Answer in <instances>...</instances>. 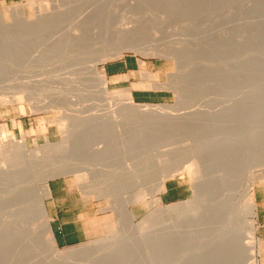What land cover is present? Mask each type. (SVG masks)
Here are the masks:
<instances>
[{"label":"rangeland","instance_id":"rangeland-1","mask_svg":"<svg viewBox=\"0 0 264 264\" xmlns=\"http://www.w3.org/2000/svg\"><path fill=\"white\" fill-rule=\"evenodd\" d=\"M33 1L37 3V4H35L36 8L40 7L42 10V7L44 5L45 7L46 6L48 7V10H50V12L52 11V9L54 11L57 9L63 11V9H64V11H65L69 7V9L71 8L70 12L68 10L65 13L68 12V13H71V15L67 13L65 15L67 17V18H65V20H63L64 18H61L58 20L59 23H58V21L57 22L55 21L56 23L52 22L53 25H51L52 24L51 22H50V24H49V22H45V23H48V24L44 23L45 26L40 25V23H38V22L36 23V19L38 17L37 16L38 13H36L37 12L36 8H34L35 6H31V4H30ZM70 1L71 0H0V12H1L2 17H3V21H4L3 24H5L6 27H7V25L11 26L9 28V31H11V34L13 36L20 32V31H16V30H19L20 29L19 27L23 24L21 22L19 23L18 19L15 20L14 17H17V15L15 14L16 12H14L15 11L14 7H17L19 5L23 6V8L25 10L26 18L28 19L27 20L28 22L26 21V23L27 24L29 23L28 26L32 25V27L31 26L26 27L27 24L25 23L24 24L25 27L23 26L24 29L22 27V32L26 31V33H27V34L25 33L27 37H24V39L26 38L24 41H25L26 45L28 44L27 45L28 47L25 46L26 50H24V56L19 63L17 62L19 65L14 63V62H9L7 64L4 72L7 69H8V71L5 72V75H7V73L9 71H11L12 73L9 72L7 76H9L10 79H12V77L15 76V79L13 77L14 80H17L16 79L17 77H18V79H20L21 77L22 78L23 77L28 78L30 76L29 78H31L33 80H31V79L27 80V78H26V80H24L23 82H26V81L27 82L28 81H42L43 80L45 82L46 87L47 88L49 87L48 89H45L36 95L32 94L31 97L33 99V101H32L33 103L31 102V100H30L31 103L29 101L26 102L25 99H22L25 97L21 94L20 95L22 97L21 96L19 97L17 94H14L15 91L13 92L11 90L12 87H0V95H1L0 96V98H1L0 99V128H2V127L6 128V133H5L4 137H9L10 135H13L18 140L24 138L26 140V142L28 144V148L30 150L35 149L36 143H37V145H39L41 147L45 146L48 143L50 145L51 144H61V143H63L65 137H68L70 135L71 136L70 144H68L69 150L66 151L67 153L65 152L66 154L64 153L65 155H63V154L62 155L68 156V157L70 156V158L72 160L75 157V154H74L75 147L80 146V148H81V146H82L81 152H82V156L84 158H82V161H80L81 163H79V164L81 165L82 163H85L88 160L86 162L88 166L85 163L86 166L82 167V165H81V168L82 169H86V168L88 169L89 168L87 172H89V174L90 173L91 174L89 175L86 172L87 176L88 177L90 176L88 178V180L93 177L92 179H94V180L96 179V181L93 180L94 182L93 181L90 182V180H91L90 179L89 182L87 181V182H84V183L78 185L75 176L71 173L70 174L68 173V174L59 175V176L57 175L58 177L55 176L52 179H49L47 181V185L49 184V182L51 180H54V179L66 180L70 185H72L74 187V191L76 193L75 194L76 196L81 195L82 197H84L86 199V201L88 203V209H89V211L87 213L89 218L86 221V224L88 227V239L83 243H80V244L74 245V246H70V247L69 246L68 247H59L55 243L54 246L56 247L55 249L57 252L53 251L51 249V247L49 246V244L47 243V239L49 236L48 235L47 236L42 235L43 232L41 230H40L41 233L39 232L41 234L40 235L37 233L39 229L35 232V230H33L35 228H31V226L33 225L34 222H35V224H37L39 222V220L34 221V219L37 218V216L34 213L37 214V212H38L37 210L36 211L34 210V213L32 215L30 214L29 218L27 217L28 219L26 218V220L24 222L22 221V223H20V225H21V226L19 225L20 229H21L20 234L18 236L13 237V238H9L10 240L12 239V240L16 241V240H18V237H19L20 238L19 240H23L25 245L22 248L24 250H26L27 252H29L30 255L28 254V256H27V254H25L24 250H23L24 251L23 254L18 253V251L21 249V247H20V249H16L17 251L15 249H13L14 252L11 250V248L15 247V245H20V246H21V244L23 245V241L22 242L18 241V243H21V244H14L13 246H11L10 254H9L8 258H6L5 261L1 260L2 258L0 255V264H65V262L61 263V260H59V259H61V258H59V256H60L59 254L62 255V254H66L68 252H70V253L75 252L74 254L76 257L74 258V260L70 261L71 264H91V261H94V260L95 261L98 260V261H96V264L97 263L100 264L102 262V260H103L104 264L105 263L106 264H192V263H196V261L195 262L191 261V258L194 256V255L193 256H191V255L194 254V252H195V254L198 251L200 252L201 249H199V248H201L202 244L209 239L207 234L210 231L209 230L210 227L212 228V225L214 226L215 220L213 221L214 223L211 222V224L213 223L212 225L210 224V221L199 220V219H197V220L196 219L184 220V221L180 222L181 224L178 225V224H176L173 217L177 216L178 213H179L178 215H180L186 211L185 210L186 208H184V207H181V208L177 207L178 209H176V208H174V206L176 204H179V203H186V202L194 200V197H195L194 196L195 195V191H194L195 187L194 186L198 183L201 184L202 180H199L197 182L195 181V183H196L195 184L194 180L191 179V177L186 172H183V170H181V169H180V171H179V169H176V172H177V170L179 172L172 173V176L168 177L165 180V184H174L176 186H179L180 197H179V199H177L178 201L168 202V201L163 200L162 193L164 191L161 192L160 194H158L157 198H159L161 200L159 206L164 210V214H165L164 218L165 217L166 218L157 220V222H158V223L156 222L157 225H155L156 224L155 222L153 224H151L152 222L149 219V221L151 222V223L149 222V224H148L149 227L146 229H142V230H140L138 228L139 224L141 223V220L146 218V216H148V215L151 217L152 212L154 213L153 209L150 207V202H151L149 200L150 198H148V200H147V203H149V204L137 203L134 205H130V207L128 209H129V213L133 217L132 223L129 222V219H127L123 215L122 211H120L121 207H123L121 205H123V204H119V205H117L118 206L117 207L113 202H114V200L119 202L123 197H125V198L128 196L130 197L131 192L133 190L138 189V188L137 189L135 188V187H138V185H139V183L137 185L135 182V178H136L135 176L138 177L137 170L139 171V169L145 168L144 162H147L146 166L150 167L149 168L150 172L149 171H146V173L144 171H142L143 173L141 172V176L144 174H149L148 177L145 175V176H142V178H141L143 181L142 183L145 184V185H143L141 183L143 185L142 189L143 188L147 189V188H150V186H152V184L155 182V177H156L155 174H158V171H160L164 166H166L164 164L165 157L164 158L161 157L163 151L166 149L165 147H167V148L169 147V148L176 149V150L179 149L182 151L181 154H183L185 151L189 150L188 151L189 155L187 153H184L187 158H189L193 154L194 150L196 153H199V152L210 153L213 151V144L215 143V141H214L215 136H213L214 135V128L211 125H214L215 122H214V120H212L213 121L212 122L210 119L214 118V117L213 118H211V117L214 116L213 115V113L215 112L214 109H216V106H217L216 104H214L213 101H215L219 98L217 96L218 93L216 95H214L215 91H217L216 89L217 88L219 89V87L217 85L224 87V84H223L224 83V80H223L224 77L222 79L221 75H223V73L225 72L224 71L225 68H223V65L225 67L226 64L228 63V57L226 56L227 54H225V56H224V54H222V55L219 54V53H222L221 52V50H222L221 46L224 45V43H226L225 44L226 46L229 45L228 47H229L230 51L233 52V53L231 52L232 53L231 55H233V56H230V58H232V57L233 58H232V60L231 59L229 60L230 62H233V61H235V63H237V62L241 63L242 61H244V63L246 62L245 70L246 69L247 70H246L245 78H246L247 82L246 81H245L246 83L243 82L245 85V87H243V90H245L246 95H249L248 97H246V98H248L247 101H251V102H247V104L249 103L247 106H252V105L255 106L259 103L264 106V102H263L264 101V98H263L264 97V39H263V37H264V19H263V17H264V0H203V1L199 0L198 1L199 5H198V3L195 2L196 3L195 8H194V5L191 3V5L193 6V8H192V6L189 7V8H191V10H189V8L183 9L184 6L182 7V5H180L178 7H182V9L176 7V10L177 9L178 10L176 13L175 12L172 13V15H174L173 17L168 18V20H165L164 22L155 21L153 23H150L153 25H151L149 27L148 26L145 27V29L142 30L143 32H141V34L138 35L139 36L138 38H141V40L143 41L142 43H145V45L143 44L142 46L144 48L147 47V51L150 49V51H148V52L145 51L144 52L145 54L149 53L148 55H150V52L153 49V47L149 46V45H153V46L156 45L155 47L159 46V48H161V50L163 49L164 52L169 51L170 54L174 53L175 55L174 54L173 55L175 56V58H174V56L171 58H166V56H168L169 53H168V55H166L167 53L166 54L164 53V55H163V51H160L157 48H155V50L156 49H157V51L159 50V53H161L163 56H161V54H158V55L156 54L155 56H152L153 54L151 53L152 55L147 56V54H146L147 57L146 56L144 57V55H141L140 53H137L135 51H126V50L122 51L119 54L118 52L111 51V49H110L111 46L109 44L114 43V40H115L114 36H111V37L106 36L107 38H104L102 36L103 39L101 38V40L102 41L104 40L103 43H102V41H99L98 42L99 44L95 43L96 41L93 42V44L90 43V45L88 44L89 46L87 45V47L85 49H82L77 54H76V52H78V51H76V52L74 51L75 53H73V51L71 50V52H70L69 49L66 48L67 45L65 46V49H67L66 51H63L64 48L63 49L57 48V49H55V54H54V51L51 52L54 49L51 46H49L50 42H52V40H54V39H57V37H55V36L61 34L62 32H66L68 30L67 28H69V29L71 28V24L73 23V17L72 16H74L73 14H75L77 12V10L79 11L81 8L86 10L85 8H88L87 6H89L91 4V2L94 3L97 0H90V1L75 0L76 2H74V0H72L73 2L71 1V3H73V4H70ZM102 1H106V0H102ZM118 1H119L118 2L119 4H117V5L119 7H118V11L116 12V14H118L117 17L120 18V16L124 15V16H128L130 18V14H133V12H134L133 15L135 17L134 16H131V17L136 18L137 15H135V13L136 14L140 13V12H138V10H139V8L142 9V7H141L142 4H144L143 7L147 6V8H148V5H149V8H151L150 5H152L153 8L154 7L156 8L157 6L159 8V6L160 7L162 6L161 8L163 9V7H164L163 4L167 5V3H168L167 1H169V0H167V1L166 0H162V1L158 0V2L153 0V2H154L153 4L155 5V3H156L157 6H154L153 4H151V0H144V2L142 0L141 1L140 0H133V1L132 0H118ZM163 1H164V3H162ZM109 2L113 6H115L117 3L116 0H109ZM133 2L137 6H134ZM137 2L138 3L143 2V3L140 6V3L138 5ZM145 2H148V5ZM110 3H108V5H106V7H110L111 6ZM62 4H64L65 6H63ZM128 6H129L130 10L132 8L135 11L132 10L133 12H131L130 10H128ZM131 6H133V7H131ZM138 6H140V7H138ZM187 6H190V5L187 4ZM45 7H43L44 10L47 9V7L46 8ZM62 7H63V9H62ZM76 7H78V8L80 7V8L76 9ZM111 8H112V6H111ZM161 8H159V10ZM145 9H146V7H145ZM249 9L251 11H249ZM44 10H42V11H44ZM44 12H42V13H44ZM14 15H16V16H14ZM185 15H186V17H185ZM252 15H253V17H252ZM68 16H69V18H71V17L72 18L68 19ZM258 19H260V20H258ZM60 20L63 24L60 22ZM262 21H263V23H262ZM157 22H158V24H157ZM18 25H20V26H18ZM51 27H53V28H51ZM25 28H29V31H27V29H25ZM30 28L31 29L35 28V30L34 29L31 30ZM61 28L66 29V31L65 30L63 31ZM14 29H15V31H13ZM60 31H62V32H60ZM262 31H263V33H262ZM14 32H15V34H13ZM29 34H31L32 36ZM3 36L8 37V35L5 34V32H3V30H0V38H3ZM110 38H112L113 42H112V40H110ZM160 39H161V41H160ZM45 40H46V42H49V44L46 43ZM29 41H30V43H29ZM105 42H107V44ZM176 42H179V43H177L178 45L176 44ZM44 43H45V45H44ZM104 43L106 45H104ZM221 43H223V44H221ZM160 44H163V45H160ZM219 44H221V46ZM47 45H48V47H47ZM40 46H41V48H40ZM71 47L72 46L69 45V48H71ZM219 47L221 50L219 49ZM31 48L33 49V52L35 54L32 52V50H30ZM105 48L108 49V50L106 49V52L110 50V52H107V54L109 53L110 55L109 54H108V56L105 55L103 58L99 59V61H100V62L98 61L99 71L104 73V66L106 64L113 63L122 57H125V56L134 57L135 59H137L139 61V64H140V62H144V66H141L142 71H144L143 73L151 74L152 79L149 80L152 84L151 86L155 85V87H157V88L156 89L153 88V89H155V91H157L158 94L162 95V97H159L158 100L156 101V103H154V104H137V103H135V104H137V105H152V106H173V107L177 106L176 104H178L177 113L176 114L174 113L173 116H172V114H170V116H172V117L168 116L169 118L168 117H166V119L164 118L166 121L163 118L162 119L157 118L158 121H161V123L157 122L156 118H153L155 120V122H154V120L152 118H148L149 120L152 119L149 121L148 119H146V117H143V118L142 117H135V116L132 117V115L129 114L128 106L126 103L121 102V101L118 103L116 101L115 102L111 101L110 102L111 104L109 102H108L109 103L108 104L107 102L103 101V98H101L100 96H97V95L94 97H89L90 99H88V98H86L87 96L84 97L86 95V93H93V92L96 93V92H98L97 89H94V88L91 89L90 87H88V88L87 87H80L79 85H78L79 89L76 88L75 91H73V92L74 93L76 92L77 94L81 95V97L84 98L83 100L81 97H78V98L71 97L70 98V97H66V96L63 97V96L57 95V93H58L56 90V87H57L56 80L57 79H55V75H57V72L59 71V69L61 70L62 73L58 72L57 76H59V73L63 74L65 72H67V68H65V67H67V65H69V63L76 62L78 57L81 58V57L85 56L84 59L90 60L91 62L94 59V61H95L96 58H99L98 55H100L101 51L105 50ZM218 49L220 50V52ZM43 50H45L44 53L42 52ZM58 50H61L63 52L59 53ZM84 50H86V51H84ZM93 51L95 53H92ZM99 51H100V54H99ZM172 51H174V52L172 53ZM215 51H218L219 53H217ZM80 52L82 55L80 54ZM181 53H182V57L180 56ZM189 53H190V55H189ZM25 55H28V56L25 57ZM51 55H53V56H51ZM112 56H114V57H112ZM178 56H180V57H178ZM183 56H186V57L183 58ZM187 56H188V59L190 58L189 60L187 59ZM220 56H223L225 58L222 57V60H221ZM31 57H33V60ZM46 57H48V58H46ZM168 57H170V55ZM24 58H26L25 61L23 60ZM29 58H31V59H29ZM72 60H73V62H72ZM101 60H102V62H101ZM190 60H191V62H190ZM35 61H37L38 63L36 62L37 64H35ZM184 63H187V64H185V66H184ZM191 63H193V64H191ZM9 64H10V66H9ZM21 64L25 65V67H23ZM15 65H18V67ZM63 65H65L64 66L65 69L61 68V66L63 67ZM11 66H12V68H11ZM20 66L22 68H20ZM186 67H187V69H186ZM218 68H220L224 72ZM152 71L154 73H152ZM218 72H220L221 75L220 74L217 75ZM187 73H189V74H187ZM248 74H250V75H248ZM43 75L44 76L47 75V77H44ZM192 75H194V76H192ZM195 75H197L196 80H195V77H196ZM33 76L34 77L36 76V77L34 78ZM52 76H54V78ZM198 76H199V78H198ZM223 76H225V73ZM247 76L249 77V79ZM175 77L178 78V80L175 79ZM219 77H220V79H219ZM49 78L51 79L50 81L52 82V84H50L51 83L50 81L47 82L49 80ZM34 79H37V80H34ZM45 79H47V80L45 81ZM197 79H199V80H197ZM22 80L23 79H21V81ZM219 80H220L221 84H220V82L217 83V81H219ZM221 80H223V83ZM6 81H8V80H6ZM17 81H19V80H17ZM106 81H107V79H106ZM53 84H54V86H53ZM256 84L258 85V87H256L257 86ZM4 85H7V84H4ZM158 85L161 87H159ZM106 87L110 92H124V91L128 90L126 88H123V86H113V85H109L108 83H106ZM213 88H214V91H213ZM81 90H83V91H81ZM211 91H213L214 93L207 95V93H210ZM248 92H249V94H248ZM197 93L198 94L202 93V94L201 95L199 94L200 95L199 96V95H197ZM253 93H255V95ZM185 94H187V95H185ZM202 95H205V96H202ZM255 96H257V97H255ZM249 97H251V99H249ZM252 97H253V99H252ZM15 98L17 100H15ZM182 98H184V99H182ZM259 99L262 102H260ZM182 100H183V102H182ZM103 102H104V104H103ZM112 103H114V104H112ZM187 103L190 105H188ZM215 103H217V102L215 101ZM33 104H36L37 108H35V105H33ZM59 104L63 105L64 107L61 106V109H52L51 107H49V106L58 107L57 105H59ZM87 104H88V106H87ZM191 104H193V105H191ZM213 104L215 105V107H213ZM105 105L108 108L105 107ZM109 105H110V107H109ZM115 105H117V106H115ZM66 108H68L67 111H66ZM117 109H119V110H117ZM63 111L67 115L72 116L73 119L71 117L66 122H59L58 120L61 117H63ZM115 111H116V114H115ZM211 111L212 112L214 111V112L212 113ZM104 112H107V114ZM110 112H112V113H110ZM117 112L119 113V116H118ZM77 114L79 116H77ZM178 115H180V116H178ZM75 116L78 118H76ZM80 117H82V118L79 119ZM173 117H175L176 120ZM75 118H76V121H75ZM171 118L176 121L177 124L175 126L178 128L170 126L167 119L172 121ZM262 118H264V116ZM77 120L78 121L81 120V122L80 121L78 122ZM83 121H84V123H83ZM166 122H168V125L166 124V127L168 129H166V127H165ZM262 122H264V119ZM87 123H89V124H87ZM170 123L175 124V122L174 123L170 122ZM204 123H206V124H204ZM72 124L75 125V127L72 126ZM77 124L78 125L80 124V125L77 127ZM155 124H158V125H156L157 128H155V130L158 129L159 126L162 129L159 128L160 131L156 130L158 132H155V134H154V132L150 128L154 129L153 126ZM69 125L71 126V128H69L70 127ZM88 125H89L91 130L89 129ZM96 125H97V127H96ZM162 125L165 128L162 127ZM183 125H184V127H186L185 129L183 128ZM209 125L211 126V128H207V126L209 127ZM109 126H111V127L109 128ZM261 126L264 127V125H262V123H261ZM106 127L108 129H106ZM172 128H173V130H172ZM206 128L210 129L209 131H213V132H210L211 133L210 134L208 131H205ZM99 129L101 130V133L103 132V134L99 133L100 132V131H98ZM104 129H106V130H104ZM147 129H149L151 131L152 135H150L144 131V130L148 131ZM188 129H190V131ZM67 131H69V132H67ZM96 131H98V132H96ZM106 131H107V133H105ZM139 131H140V133H139ZM141 131H144V132L142 133ZM191 131H193V132H191ZM204 131L206 132V134ZM98 133H99V136H98ZM212 133H213V135H212ZM104 134H107V135L105 136ZM147 134L150 136H148ZM2 135L3 134H0V137ZM263 135H264V133H263ZM92 136H94V137L96 136V137L92 139ZM210 136L213 139H211ZM81 137H83L84 140L87 139V141L85 140L86 142H84V140H83V142L80 143V140L82 139ZM102 137L105 138V140ZM78 138H79V140H78ZM191 138H193V139H191ZM143 140L144 141L146 140V141L144 142ZM202 140L204 143L202 142ZM198 143H200V144H198ZM205 143H206V145H207V143L211 144V145L206 146ZM242 143H244V142H242ZM130 144H131V146H130ZM191 144H193L194 146H192ZM203 144H204V146H203ZM164 145H165V147H164ZM200 145H202V146H200ZM140 147H142V148H140ZM189 147H193L194 149L189 148ZM211 148H212V150H210ZM153 149H154V151H153ZM190 149H191V151L193 150V152H191ZM70 150H71V152H70ZM234 150H235V152H238V151H242L243 149L234 148ZM244 150L247 152L246 160H247L248 167H247L246 163L244 165H240L241 167L239 165H236V167H238V171L236 172L237 176L235 177V179H233V182L231 181V184H233V185L231 186V188H229L227 191L224 192V195H226L228 198L227 199L228 200V211L230 213V218L237 225H239V228H241V225H242L245 230H248V232H251L254 235L253 237H254V242H255V246H256L255 258H254L255 262H256L255 264H264V167L262 166V167L257 168V166H255L252 163L255 159H260V156L254 157L250 154L248 155V152H249L248 148H245ZM263 150H264V148H263ZM126 151H128V152H126ZM157 151H160V152H157ZM128 153H129V155H127ZM138 153H140V154H138ZM107 154H109V156H107ZM158 154H160V155L158 156ZM184 154L182 155L183 157L180 156V158L185 159L187 162L188 160L185 158ZM122 155H124V156H122ZM152 155H154V156H152ZM127 156H129V157H127ZM49 157H53V156H49ZM132 157H133V160H132ZM53 158L47 159L49 161V164L59 163V161H60L59 158L58 159L54 158V160L56 162L53 160ZM176 158H177V164L178 165L177 166L174 165L175 168H177V167L179 168V166L182 167L184 164V163L182 164V162H185V160L178 158V156ZM238 158H239V156H238ZM84 159H86V161ZM178 159H179V161H178ZM72 160H71V165H69V167L67 168L68 169L67 171H70L71 169H73L75 166L78 165L77 164L78 162L75 161V159L73 161L74 163L72 162ZM125 160H126V162H125ZM131 160H132V162H134L133 163L134 165L133 164L131 165V162H130ZM142 160H143V162H141ZM114 162H116V163H114ZM123 162H125V163H123ZM178 162L181 163L182 165L179 164ZM186 162H185V166L187 164ZM151 163H153V164H151ZM250 164H251V168L249 167ZM128 165H131L130 166L131 168ZM107 168H108V171L110 170L109 172H107ZM128 168H130V169L133 168L134 169L133 172H135L136 174L133 173V176L131 174L129 176L125 175V173L128 172V171L125 172V169H128ZM116 169L121 170V172H119ZM251 171H252V174H251ZM93 172L96 174H94ZM147 172H149V173H147ZM92 173L94 174V176ZM53 174H55V173H53ZM108 174H109V176H108ZM97 175H98V177H100V178H98L99 181L97 180ZM249 175H251V176H249ZM119 177L122 179H120ZM130 177H131V179H130ZM109 178H110V180H109ZM148 178H149V180H148ZM36 179L39 180L38 176L37 177L35 176V178L33 179V181L36 182L35 184L32 181V184H33V186H32L33 191L32 192L34 194L32 193L33 195H31V200L33 199V201H36V199L38 197L37 194H39V190L41 188L40 181H38ZM132 179H134V180H132ZM258 180H260V182ZM126 182L127 183L129 182L130 184L129 183L127 184ZM192 183H194V185ZM121 184H122V186H121ZM125 184L128 186H131V185L132 186L130 188H127L128 186H125ZM91 185H93V190H95L97 188L98 189L95 191H92V189L89 188V187L92 188ZM108 185H110V187ZM118 185L120 187H118ZM85 186H88V187L85 188ZM247 186H251V189H252V195L250 198H249L250 195L245 194L246 193L245 190H247ZM33 188H35V189H33ZM88 188H89V190H88ZM104 189L106 192L104 191ZM123 189L127 190V191H124ZM100 190H101V192H100ZM109 190L111 191L112 194L110 193ZM107 191H109V192H107ZM109 193L111 194L110 197H109ZM29 196H30V194H29ZM35 196H36V198H35ZM120 196H121V198H120ZM27 197H28V195H27ZM27 199H28V201H31V200H29V198H27ZM122 200H124V198ZM249 200H253L255 202V206H256V211H255L256 213L255 214H252V213L250 214L249 213L250 209L248 211L249 204H247V203H249ZM27 202H26V204H28ZM112 208H117L119 211L113 212ZM34 209H37V208H34ZM34 216H36V217L33 219L32 217H34ZM4 217H5V215L3 214L2 210L0 209V225L1 226L3 225V223L5 221ZM9 218H8L9 221H6V223H7V227L11 230L14 227V224H13L14 222H13V220L11 221L12 218L10 216H9ZM174 224L178 225L176 227V229L174 227H172ZM49 225H50V222H49ZM250 225H253L252 231H251ZM179 226L181 227V229ZM23 228L25 231L23 230V232H22ZM32 231H34L35 234H32L31 233ZM163 231L164 232L168 231L167 235H168V233H169V235L167 238L165 237L166 240L168 239V242L166 244L167 245L166 246L167 247L166 252L162 253L159 250H157V248H159V244L163 245L162 244V242L164 240L163 235H162ZM173 232L175 235L171 234ZM175 232L176 233L178 232L177 233L178 235ZM51 234H52V231H51ZM159 234L161 237L159 236ZM35 235H37V236H35ZM204 235L205 236L207 235L206 236L207 238ZM157 236H159L160 238ZM0 237H1V235H0ZM7 238H8V236H6V239ZM132 239L133 240L138 239L140 243L137 240V243L135 244L136 240L133 241ZM190 239L192 242L193 241L194 242L193 243L189 242ZM195 239H197L199 241H197ZM255 239H256V241H255ZM115 240L121 241L119 243V245L118 244L116 245V247L121 248V250L119 249L120 251L117 252L118 254L116 252H114L116 254V256L114 253H110V254L108 253L107 256H110L112 254L110 256L111 257L110 260H109V257L106 258L107 257L106 254H103V255L106 256L104 258H106V260H109V261H106L104 258L99 259L102 257H98V259L90 260L91 258L97 257V255H99V254L89 253L88 249H93L95 247H102L108 243L115 241ZM124 240H125V242H124ZM126 241H128V242H126ZM200 241L203 243H201ZM0 242H1V240H0ZM184 243H186V244H184ZM189 243H191V246L193 248L190 246ZM10 244H12V243H10ZM125 244H127V245H125ZM129 244H131V245H129ZM132 244H133V246H132ZM37 245H39V247L37 248L38 250L35 248ZM154 247H156V248H154ZM35 249L38 252L35 251ZM155 249L157 250L156 252H155ZM39 250L41 253L39 252ZM128 250H130V251H128ZM36 252L39 254H37ZM158 252L162 253V255L165 253L164 256L166 258L162 257L163 260L160 259L162 255L160 253L158 254ZM18 254L21 256H19ZM22 255L25 257H22ZM101 255H99V256H101ZM78 256H80V258ZM112 256H115V259H113L114 257H112ZM121 256H122V258H120ZM186 256L191 257L190 261L186 260L187 259ZM227 256L229 259H227L226 261H223L222 264H228V263L230 264L231 263L230 256H233V254L230 252L227 254ZM124 257H125L126 261L123 259ZM127 257H129V258H127ZM189 257H188V259H189ZM17 258H18V261H17ZM174 258H175V260H174ZM19 259H21L22 261L20 260L21 262H19ZM170 260H172V262ZM1 261L2 262L4 261V262L2 263ZM95 261L92 263L95 264ZM203 261L202 262L197 261V262L199 264H205V261L204 262ZM70 263L67 262L66 264H70ZM101 264H103V263H101Z\"/></svg>","mask_w":264,"mask_h":264},{"label":"bare ground","instance_id":"bare-ground-1","mask_svg":"<svg viewBox=\"0 0 264 264\" xmlns=\"http://www.w3.org/2000/svg\"><path fill=\"white\" fill-rule=\"evenodd\" d=\"M71 1H70V4H73V3H71ZM87 1H90V0H87ZM142 1L144 2V0H142ZM155 1L158 2V0H155ZM198 1L199 0H169V1H167L168 3L166 2L167 5H164L163 4V6H164L163 9L161 8L162 6L161 7L159 6V8H161L162 10L161 9L159 10V8L156 5V3H155V5L153 4L154 3L153 0H151V4H153L154 6H157L156 8L155 7L153 8L152 5H150L151 8H149L148 2H145L148 5V8H147V6H145L146 7V9H145V7H143L144 4H142L143 2L142 3L139 2L140 3V6L142 4V6H141L142 9L139 8L138 12H140V13H138V14L135 13V15H137L136 18H134L135 17L133 15L134 12L132 11L134 9L131 8V10H130V8H129L130 5L128 6V10H130L131 12H133V14H130L129 13L130 14V18L128 16H124V15H122V16L119 15L120 16V18H119V17H117L118 14H116V12L118 11V7H119L117 5V4H119L118 3L119 2L118 0H116L117 3H116L115 6H113L109 2V0L108 1L107 0L106 1L97 0L94 3L91 2V4L89 6H87L88 8H85L86 10H84V9L81 8L80 9L81 11L80 10L79 11L77 10V12L75 14H73L74 15V16H72L73 17V23L71 24V28L70 29L67 28L68 30L66 31V29L61 28L63 31L65 30L66 32L60 31L62 33L59 34V35H57V36H55V37H57V39L52 40V42H50V44H49V42H46V40H45V42L48 43L49 46H51L54 49V50L51 51V52L54 51V54H55V49H57V48L58 49H63L64 48L63 51H66L67 49H69V51L71 52V50H72L73 53H75L76 51H78V52H76V54H77L82 49H85L88 44L89 45H90V43L93 44V42H95V41H96L95 43H98L99 41H102L101 40L102 36L104 38H107L106 36H109V37L114 36L115 37L114 43L113 44H109L111 46L110 49H111V51L118 52L119 54L122 51H125V50L126 51H135L137 53H140L141 55H144V57H145L146 54H147V56H150L152 54H153L152 56H155L156 54L157 55L158 54H161V53H159V50H160V51H163V55H164V53L165 54L167 53L166 55H168L169 51L168 52H164V50L163 49L161 50V48H159V46L158 47H155L156 45H154V46L153 45H149V46H152L153 49L151 48L152 50L150 52V55H148L149 53H146L145 54L144 52L147 51V47H145L146 48L145 49L142 46L143 44L145 45V43H142L143 41L141 40V38H138L139 37L138 35H140L141 32H143L142 30L145 29V27H147V26L149 27V26L153 25V24H150V23H153L155 21L164 22L165 20H168V18L173 17L174 15H172V13H174V12L176 13L177 10H178V9L176 10V7L182 9V7L184 6L183 9H186V8L191 7L192 6L191 3H192L194 5V8H195V5H196V3H198ZM201 1H203V0H201ZM74 2H76V1L74 0ZM108 3H110V5L112 6L113 9L111 8V6L110 7H106V5H108ZM139 3L137 2L138 5H139ZM162 3H164V1ZM30 4H31V6H35L34 8H36V5H35V4H37L36 2L33 1ZM187 4L190 5V6H187ZM62 5L65 6L64 4H62ZM133 5L134 6H137V5H135V3ZM180 5H182V7H178ZM198 5H199V3H198ZM140 6H138V7H140ZM43 7H45V6L43 5ZM43 7H42V10H44ZM131 7H133V6H131ZM77 8L78 7H76V9ZM192 8H193V6H192ZM62 9H63V7H62ZM70 9H69V7L65 11H64V9H63V11L62 10H59V9H57V10L54 11L52 9V11L50 12V10H48V7H47V9L44 10L45 11L44 12V11L41 10L40 7L39 8L37 7L36 8V11H37L36 13H38L37 14L38 17L36 19V23L38 22V23H40V25L45 26L44 25L45 22H49V24H50V22L51 23L52 22L54 23L55 21L57 22L61 18H64L63 20H65V18H67L65 15L68 13V12L67 13H65V12L68 11V10L70 12ZM14 10H15L14 12H16L15 14L17 15V17H14L15 20L18 19L19 20V23L20 22L23 23L21 26L18 25V26H20L19 28L21 30L20 29L19 30H16V31H20V32L18 34H15V32H14L13 33V34H15L14 36L11 34V31H9V28L11 26H8L7 25V27H6L5 24H3L4 21H3L2 14L0 12V30H3V32H5V34L8 35V37L7 36H3V38H0V87H12L11 90L13 92L15 91L14 94H17L19 97L21 95H23L25 98H22V99H25L26 102H28V101L30 102V100L32 102L33 101L32 97H31L32 94L33 95H36L39 92H41V91L49 88V87L48 88L46 87L45 82L43 80L42 81H28V82L26 81V82H23L24 80H26L27 77L26 78H24V77L23 78L22 77L20 78L19 77L20 79H18V77H17L18 75L16 76L17 77L16 79L19 80V81H17V80H14L15 79V76H13L14 79H13V77H12V79H10L9 76H7L8 73L11 72V71H9L7 73V75H5V72H7L8 69L4 72V70L6 69V66H7V64L9 62H14V63L18 64L22 60V58L24 56V50H26L25 49V46L28 47L27 46L28 44L26 45L25 44V41H24L26 39V38L24 39V37H27L26 36L27 33H26V31L25 32H22V27L23 26L25 27L24 24L28 20L26 18V15H25V10H24L23 6H21V5H19L17 7H14ZM189 10H191V8H189ZM41 11L44 12V13H42ZM249 11H251V10L249 9ZM68 14L71 15V13H68ZM16 15H14V16H16ZM131 16H134V17H131ZM185 17H186V15H185ZM252 17H253V15H252ZM71 18H69V16H68V19H71ZM263 19H264V17H263ZM258 20H260V19H258ZM60 22H61V20H60ZM158 22H157V24H158ZM53 23L51 25H53ZM58 23H59V21H58ZM262 23H263V21H262ZM28 24L26 25V27H30V26L32 27V25L28 26ZM45 24H48V23H45ZM24 27H23V29H24ZM51 28H53V27H51ZM15 29L13 31H15ZM25 29H27V31H29V28H25ZM32 29L35 30V28H32ZM262 33H263V31H262ZM29 35H31V34H29ZM112 38H110V40H112ZM263 39H264V37H263ZM103 41H102V43H103ZM160 41H161V39H160ZM107 42H105V43L107 44ZM112 42H113V40H112ZM29 43H30V41H29ZM105 43H104V45H106ZM177 43H179V42H176V44ZM221 44H223V43H221ZM221 44H219V45L221 46ZM225 44L226 43H224V45L221 46L222 47V50L219 47V49L221 50L222 53H219L220 52L219 49H218L219 52L218 51H215V52H217V53H219L221 55L224 54V56H225V54H227L226 56L228 57V63L226 64L225 67L223 65V68H225V70H224L225 72L223 70H221L220 68H218V69H220L221 71H223L225 73V76H223L224 75L223 72H222L223 75H221V73H220L221 71L220 70H219L220 72H218V74H217V75L220 74L222 76V77L220 76L222 79L224 77V79H223L224 80V83H223V80H221L222 83L224 84V87H221V86L217 85L219 87V89L216 87L217 88L216 89L217 91H215V93L213 92L214 91V88H213V91H211L210 93H207V95L212 94V93H214V95H216L218 93L217 96L219 97L218 99L216 98L217 100L214 99L217 103H215V101H213L214 104H216L217 106H216V109H214L213 107H215V105L213 104V107L212 108L214 109L215 112L213 111L214 112L213 113L211 111L213 113V115H214L211 118H213V117L214 118L213 119H210L211 121L214 120V122H215L214 125H211L214 128V135H213V133H212V135L215 136L214 137L215 138L214 139L215 143L213 144V151L210 152V153H202V152L196 153L195 150H194V152H195L194 153L193 150L191 151V149H190V151L193 152V154L189 158H187L186 155L184 154V153H187L189 155V153H188L189 150L188 151H185L183 154H184L185 158L188 160L186 162L185 159L180 158V156L183 155V154H181V152H182L181 150H179V149L176 150V149H172V148H169V147L167 148L164 145V147L167 150L164 148L165 150L163 151V153L161 152L162 153V156L161 157L162 158L165 157L164 164L166 166H164L160 171H158V174H155V176H156L155 177V182L153 184L151 183L152 186H150V188H147L146 187L147 189H144V188L142 189L143 185H145V184L142 183L143 181H142L141 178H142V176H145V175L148 177L149 174H144V175L141 176V172L144 171L146 173V171H149L150 170L149 169L150 167L146 166L147 162H144L145 168L139 169V171L136 169L137 172H138V177L135 176L137 178V179L135 178V182H136L137 185L139 183V185H138V187H135V188L136 189L138 188V189L137 190H133L131 192V194H130V197L129 196L126 197V198L123 197L124 200H122L123 199L122 198L119 202L116 201V200H114V202H113L116 206L119 205V204H123V205H121L123 207H121V209L120 208L119 209H120V211H122L123 215L127 219H129V222L132 223L133 217L129 213V209H128L130 207V205H134V204H137V203H147L148 198H150L149 199L151 201L150 202V207L153 209L154 213L152 212L153 215L151 214V217L152 218L148 215L149 217L146 216V218H144L143 220H141V223L139 224V227L138 228L140 230H142V229H146V228L149 227L148 224H149L150 221L152 222V223L151 222L150 223L153 224L154 222L156 223L157 220H160V219H163L164 218V215H165L164 214V210L159 206L161 200L159 198H157V195L160 194L164 190L165 180L168 177L172 176V173H175L176 172V169H179V171L181 169V170H183V172H186L191 177V179L194 180V183H195V181L197 182L199 180H202V183L201 184L200 183H198V184L195 183L196 185L194 186L195 187V190H194L195 191L194 200L189 201V202H186V203H179V204H176V205L174 204L175 206L173 205L174 208H176V209H178L177 207H179V208H181V207L186 208L185 209L186 211L183 214L178 215L179 214L178 213L177 216L173 217L174 220H175V222H176V224H178V225L181 224L180 222H182L184 220H191V219L192 220L193 219H196V220L197 219H199V220H207V221H210V224H211V222H213L215 220L214 221L215 223L213 222L214 223V226L212 225L213 224L212 223L211 224L212 225V228L210 227V229H209L210 231L207 234L208 237H209V239L207 241H205L204 243L200 241L201 243H203L201 248L198 247L199 249H201L200 252L198 251V252H196V254L194 252V254L191 255V256L194 255L192 258L189 257L190 255L189 256H186L187 257L186 260H189L190 261V258H191V261L192 262L193 261L194 262L196 261V263H192V264H197L198 262H202L203 260L205 261V264H222L223 261H226L227 259H229L228 256H227V254L230 253V252L233 254V256H230V258H231L230 261H231L232 264H255L256 263L255 262V259H254L255 258V249H256L255 242H254V237H253L254 235L251 232H248V230H245L242 225H241V228H239V225H237L230 218V213L228 211V200H227L228 198H227L226 195H224V192L227 191L229 188H231V186L233 185V184H231V181L233 182V179H235V177L237 176L236 175L237 174L236 172L238 171V167H236V165H239L240 166V165H244L246 163V165L248 167L247 160H246L247 152L244 150L245 148H248V150H249L248 155L250 154V155H252L254 157L260 156V159H255L252 163L255 166H257V168L258 167H262V166L264 167V150H263V148H264V143H263L264 142V135H263L264 129L263 128L264 127L261 126V123H262V125H264L263 124L264 122H262L263 119H264V118H262L264 116L263 115L264 114V106L262 104H260V103L257 104V105L254 104L255 106H253V105L252 106H247L249 104V103L247 104V102H251V101H247L248 98H246V97H248L249 95H246L245 90H243V87H245V85H244L243 82H245V81L247 82V80L245 78L246 70H247V69L245 70L246 62L245 63H244V61H242L241 63H238V62L235 63V61L230 62L229 60L230 59L232 60V58H233V57L230 58V56H233V55H231L233 52L230 51V49L228 47L229 45L226 46ZM44 45H45V43H44ZM66 45H67V47H66L67 49H65V46ZM69 45L72 46V47L69 48ZM160 45H163V44H160ZM47 47H48V45H47ZM40 48H41V46H40ZM155 48H157L159 50L157 51V49L155 50ZM106 49L107 48H105V50H102L101 51V54H100V51H99V54H100V55H98L99 58H96L95 61H94V59H93L92 62L90 60H86V59H84L85 56L84 57H81L82 59L78 57V59H77L78 61L75 59L76 62H73V60H74L73 59L72 60L73 63H69V65H67V67H65V68H67V72L61 74L62 73L61 70L60 69H59V71L57 70L58 72H61V73H59V76H57L58 75V72H57V75H55V79H57L56 80V84H57L56 90L58 92L57 95L63 96V97L66 96V97H70V98L71 97H73V98L74 97L75 98L81 97V95L77 94L76 92L75 93L73 92V91H75L76 88H78V85H79L80 87H87V88L90 87L91 89H93V88L94 89H97L98 92H96V93L95 92H93V93H86V95L84 97L87 96L86 98H88V99H90L89 97H94V96L97 95V96H100L101 98H103V101L104 102H107V103L108 102L110 103L111 101H114V102L116 101L117 103L121 101V102L126 103L127 106H128L129 114H131L132 117H134V116L135 117H142V118L143 117H146V119H148V118H152V119L153 118H156V121L161 123V121H158V119H160V118L161 119L162 118L163 119L164 118L166 119V117H168V116L169 117H172L174 115V113L175 114L177 113L178 104H176L177 106H174V107L173 106L137 105V104H134L132 102V100H131V94H130L129 91H124V92H110L107 89V87H106L107 81H106L105 74L103 72L99 71V69H98V61H99V59L103 58L105 55L108 56L109 53L107 54V52H110V50L106 52ZM30 50H32V52H33V49L32 48ZM58 51H59V53L60 52H63L61 50H58ZM84 51H86V50H84ZM148 51H150V49ZM42 52L44 53L45 50H43ZM173 52L174 51H172V53ZM92 53H95V52L93 51ZM80 54H81V52H80ZM173 54H170L169 53L170 57H168L169 56L168 55V56H166V58L173 57L175 55V54L174 55ZM163 55L161 54V56H163ZM189 55H190V53H189ZM26 56H28V55H25V57ZM51 56H53V55H51ZM180 56L182 57V53H181ZM180 56H178V57H180ZM48 57H46V58H48ZM112 57H114V56H112ZM184 57H186V56H183V58ZM220 57H221L220 59L222 60V57L223 56H220ZM31 58L33 60V57H31ZM31 58H29V59H31ZM174 58H175V56H174ZM223 58H225V57H223ZM187 59H188V56H187ZM23 60L25 61L26 58H24ZM36 62L37 61H35V64L38 63V62L37 63ZM101 62H102V60H101ZM190 62H191V60H190ZM185 64H187V63H184V66H185ZM191 64H193V63H191ZM18 65H15V66L18 67ZM65 65H63V67L61 66V68L65 69L64 68ZM9 66H10V64H9ZM22 66L25 67V65H22ZM11 68H12V66H11ZM20 68H22V67L20 66ZM186 69H187V67H186ZM187 74H189V73H187ZM248 75H250V74H248ZM192 76H194V75H192ZM195 76H196L195 77V80H196L197 75H195ZM29 77L27 78V80L28 79H31ZM44 77H47V75L44 76ZM52 77L54 78V76H52ZM147 77L149 79L152 78L151 74H147ZM176 77H175V79L178 80V78H176ZM220 77H219V79H220ZM198 78H199V76H198ZM21 79H23V80L21 81ZM248 79H249V77H248ZM6 80H8V81H6ZM31 80H33V79H31ZM34 80H37V79H34ZM46 80L47 79H45V81ZM50 80L51 79L49 78V80L47 82H49ZM197 80H199V79H197ZM218 82H220V80L217 81V83ZM4 84H7L8 86L7 85H4ZM50 84H52V82ZM220 84H221V82H220ZM53 86H54V84H53ZM159 87H161V86H159ZM256 87H258V85ZM81 91H83V90H81ZM199 94L201 95L202 93H199ZM199 94L197 93V95H199ZM248 94H249V92H248ZM253 94L255 95V93H253ZM185 95H187V94H185ZM202 96H205V95H202ZM255 97H257V96H255ZM81 98H82V100L84 99L83 97H81ZM182 99H184V98H182ZM249 99H251V97H249ZM252 99H253V97H252ZM15 100H17V99L15 98ZM259 101H260V99H259ZM104 102H103V104H104ZM182 102H183V100H182ZM260 102H262V101H260ZM112 104H114V103H112ZM33 105H35V108H37L36 107V104H33ZM188 105H190V104H188ZM191 105H193V104H191ZM57 106L58 107H54V106H49V107H51L52 109H61V106H63V105H60L59 104ZM87 106H88V104H87ZM115 106H117V105H115ZM105 107H107V106L105 105ZM109 107H110V105H109ZM67 110H68V108H66V111ZM117 110H119V109H117ZM112 112H110V113H112ZM104 113L107 114V112H104ZM115 114H116V111H115ZM170 114H172V116H170ZM77 116H79V115L77 114ZM118 116H119V113H118ZM178 116H180V115H178ZM71 117L72 116L67 115L63 111V117H61L58 121L59 122H66ZM76 118H78V117H76ZM76 118H75V121H76ZM81 118L82 117H80L79 119H81ZM173 118H175V117H173ZM72 119H73V117H72ZM152 119H150V120H152ZM175 120H176V118H175ZM175 120L172 119V121H170V120L167 119V121L169 122V124H170L171 127H176L175 125L177 123H176ZM79 121L81 122V120H79ZM154 122H155V120H154ZM168 122L165 123V127H166V124L168 125ZM170 122H173V123L175 122V124H171ZM83 123H84V121H83ZM87 124H89V123H87ZM204 124H206V123H204ZM79 125L77 124V127ZM156 125H158V124H155L153 126L154 129L153 128H150L154 132V134H155V132H158L156 130H159L160 131V129H162L159 126L160 129L158 128V129L155 130V128H157ZM72 126L75 127V125H73V124H72ZM211 126L209 125V127L207 126V128H211ZM88 127H89V125H88ZM96 127H97V125H96ZM110 127L111 126H109V128ZM162 127H164V126L162 125ZM69 128H71V126ZM176 128H178V127H176ZM183 128L185 129L186 127H184V125H183ZM207 128H206L205 131H208L209 133L210 132H213V131H209L210 129H207ZM89 129H90V127H89ZM100 129L98 130V131H100L99 133H101V130ZM106 129H108V128L106 127ZM106 129H104V130H106ZM166 129H168V128L166 127ZM147 130L148 131H146V130H144V131L147 132L148 134L152 135L151 134V131L149 129H147ZM172 130H173V128H172ZM188 130L190 131V129H188ZM98 131H96V132H98ZM144 131H141V132L143 133ZM67 132H69V131H67ZM191 132H193V131H191ZM5 133H6V128L5 127L0 128V134H3L0 137V181H1L0 182V209L2 210L3 214L5 215V217H4L5 218L4 223H3L2 226L0 225L1 226L0 227V235H1V237H0L1 238L0 239L1 240V242H0V255H1V258H2L1 260H4L5 261L6 258H8L9 254H10V248H11V246H13L14 244H21V243H18V241H20V242L23 241V240H19L20 239L19 237H18V240H16L17 242L15 240H12V239L10 240L9 238H13V237L18 236L20 234V231H21V229H20V226H21L20 223H22V221L24 222L27 217L29 218L30 217V214L32 215L34 213V210L35 211L36 210L38 211L37 214L34 213L37 216V218H35L36 216H34L32 218L33 219L34 218L36 219V220L34 219V221L39 220V222L37 224H35V222H34L33 225L31 226V228H35V229H33V230H35V232L39 229L38 232H37L38 234H40L41 231H42L43 232L42 235H45V236L48 235L49 237L47 239V243L49 244V246L51 247V249L53 251L57 252L56 249H55L56 247L54 246L55 245V240H54V238H53V236L51 234V229H50V225H49V219H48V215H47L46 209H45V200L47 198H49V188H48V185H47V181L49 179H52L53 177H55L57 175L59 176V175H64V174H68V173L69 174L71 173V174H73L75 176L78 185L79 184H82L84 182H87V181L89 182L90 179H91L90 182L93 181L94 180V179H92L93 177L88 180V178L90 176L88 177L87 174H86V172L88 171L89 168L88 169L86 168L87 170L81 168V165H82V167L87 165L86 162L88 160L86 161V159H84L86 161L85 162L86 165H85V163H82L81 165L79 164V163H81L80 161H82V158H84L82 156V152H81L82 146H81V148H80V146L75 147V149L73 148L74 149V154H75L74 159H75V161L78 162L77 163L78 165L75 166L70 171H67L68 170L67 168L69 167V165H71V160L72 159L70 158V156L68 157V156H63V155H65L67 153L66 151L69 150L68 144H70V138H71V136L69 134H68L69 135L68 137H65L63 143L60 142L61 144H51L50 145L48 143L45 146L41 147V146L37 145V143H36L35 144V149L30 150L28 148V144H27V142H26V140L24 138L18 140L13 135H10L9 137H4ZM99 133H98V136H99ZM105 133H107V131ZM139 133H140V131H139ZM101 134H103V132ZM205 134H206V132H205ZM104 135L106 136L107 134H104ZM150 135H148V136H150ZM83 137H81L82 139L80 140V143L83 142V140H84ZM95 137L92 136V139L95 138ZM212 137H211V139H213ZM103 139L105 140V138H103ZM191 139H193V138H191ZM78 140H79V138H78ZM85 140L87 141V139H85ZM85 140H84V142H86ZM202 142H203V140H202ZM242 142H244V143H242ZM208 143H207V145L205 143V145L206 146L211 145V144H208ZM198 144H200V143H198ZM191 145L194 146L193 144H191ZM130 146H131V144H130ZM200 146H202V145H200ZM203 146H204V144H203ZM140 148H142V147H140ZM189 148L194 149L193 147H189ZM234 148L243 149L244 151L242 150V151L235 152ZM210 150H212V148ZM153 151H154V149H153ZM70 152H71V150H70ZM126 152H128V151H126ZM157 152H160V151H157ZM138 154H140V153H138ZM127 155H129V153ZM159 155L160 154H158V156ZM49 156H53L55 159H58L59 158L60 159L59 163L49 164V161L47 159L53 158V157H49ZM107 156H109V154H107ZM122 156H124V155H122ZM152 156H154V155H152ZM177 156H178V158L185 160V162L187 163L186 166H185V162H182V164L184 163L182 167L179 166V168L178 167L175 168V166L178 165L177 164V158H176ZM238 156H239V158H238ZM127 157H129V156H127ZM54 158H53V160H54ZM74 159L72 160V162L74 161ZM132 160H133V157H132ZM132 160L130 161L131 162V165L134 163V162H132ZM178 161H179V159H178ZM125 162H126V160H125ZM125 162H123V163H125ZM141 162H143V160ZM114 163H116V162H114ZM151 164H153V163H151ZM179 164H181V163H179ZM131 165H128V166L130 167ZM249 167L251 168V164H250ZM130 168L125 169V172L128 171L127 173H125V175L129 176L131 174L133 176V173L136 174L135 172H133L134 169L133 168L130 169ZM116 170H118V169H116ZM109 171H108V168H107V172H109ZM118 171L121 172V170H118ZM179 171L177 170V172H179ZM149 172H147V173H149ZM53 173H55V174H53ZM87 173L89 174V172H87ZM94 174H96V173H94ZM94 174H93V176H94ZM251 174H252V171H251ZM35 176L36 177L38 176L39 180L38 179H36V180L40 181L41 188L39 190V194H37L38 197H37L36 201H33V199L31 200V195L34 194L32 192L33 191L32 190V186H33L32 181L35 178ZM108 176H109V174H108ZM249 176H251V175H249ZM98 178H100V177H98V175H97V180L99 181ZM120 179H122V178H120ZM130 179H131V177H130ZM109 180H110V178H109ZM132 180H134V179H132ZM148 180H149V178H148ZM94 181H96V179ZM258 181L260 182V180H258ZM33 183L35 184L36 182L33 181ZM194 183H192V184L194 185ZM91 186H92V188L91 187H89V188L92 189V191H95V190L98 189L97 188V189L93 190V185H91ZM108 186L110 187V185H108ZM121 186H122V184H121ZM125 186H128V185L125 184ZM131 186H128L127 188H130ZM86 187H88V186H85V188ZM118 187H120V186L118 185ZM89 188H88V190H89ZM33 189H35V188H33ZM104 191H105V189H104ZM109 191H107V192H109ZM124 191H127V190H124ZM245 191H246L245 194L250 195L249 196V198H250L251 195H252L251 186H247V190H245ZM100 192H101V190H100ZM110 193H111V191H110ZM110 193H109V197L112 194V193L111 194ZM29 194H30V196H29ZM27 195H28V197H27ZM26 197L29 198V200H31L32 202L31 201H28V199ZM35 198H36V196H35ZM120 198H121V196H120ZM26 202L29 205L26 204ZM147 204H149V203H147ZM247 204H249V206L247 205L248 206V211L250 209V212L249 213L250 214L251 213L252 214H255L256 213L255 212L256 211L255 202L253 200H249V203H247ZM34 208H37V209H34ZM112 211L113 212H116V211L118 212L119 210L117 208H112ZM9 216L12 218L11 221L13 220V222H14L13 223L14 224V227L11 230L7 227V223H6V221H9V219H10ZM149 219H150V221H149ZM157 223L155 225H157ZM176 224H174L172 226L175 229L178 226ZM181 227H180V229H181ZM250 227H251V231H252L253 230V225H250ZM23 230H24V228L22 229V232H23ZM167 232H164L163 231L162 235H163V239L164 240H163V242L160 240L163 245H160L159 244V248H157V250H159L162 253L163 252H166V249H167V247H166L167 245L166 244L168 242V239L167 240L165 239V237L167 238L168 235H169V233L167 235ZM31 233L32 234H35L34 231H32ZM171 234L172 235H175L174 232L171 233ZM6 236H8L7 239H6ZM35 236H37V235H35ZM159 236H160V234H159ZM159 236H157V237H159ZM134 240H136V239H134ZM137 240L135 241V244L137 243ZM195 240H197V239H195ZM128 241H126V242H128ZM197 241H199V240H197ZM255 241H256V239H255ZM9 242L12 243V244H10ZM120 242H121L120 240H115V241H113L111 243H108V244L102 246V247H95L93 249H88L89 250L88 251L89 253H97L99 255L102 254L101 256L97 255V257L91 258L90 260L98 259V257H102V258H99V259H103L104 257L107 256L108 253L110 254V253H114V252H116V253L119 252L121 250V248L120 247H116V245L117 244L119 245ZM124 242H125V240H124ZM138 242H139V240H138ZM189 242H192L191 239L189 240ZM184 244H186V243H184ZM189 244L191 246V243H189ZM24 245L25 244H24V241H23V245L22 244H21V246L20 245H15V247H12L11 250L14 252L13 249H15V250L16 249H20V247H21V249L18 251V253L23 254L24 251H25V254H27V256H28L29 252H27L26 250H24L22 248V247H24ZM125 245H127V244H125ZM129 245H131V244H129ZM132 246H133V244H132ZM38 247H39V245H37L35 248L37 249ZM154 248H156V247H154ZM36 249H35V251L38 250V249L37 250ZM130 250H128V251H130ZM157 250L155 249V252ZM39 252H40V250H39ZM160 252H158V254ZM74 253L75 252H73V253L68 252V253L62 254V255L59 254L60 255L59 258H61L59 260H61V263H63V262H65V264L67 262L70 263V261L71 260H74V258L76 257ZM162 253H160V254L162 255ZM37 254H39V253H37ZM103 254H106V256H104ZM164 254L162 256L160 255L161 256L160 259H162V257L163 258H166L164 256ZM19 256H21V255H19ZM110 256H107L106 258L109 257V260H110V258H111ZM115 256H116V254H115ZM115 256H112V257H114L113 259H115ZM22 257H25V256L22 255ZM78 257L80 258V256H78ZM188 257H189V259H188ZM106 258H104V259L106 260ZM120 258H122V256ZM127 258H129V257H127ZM123 259L125 260V257ZM20 260L21 259H19V262L22 261V260L21 261ZM109 260H106V261H109ZM174 260H175V258H174ZM17 261H18V258H17ZM94 261H91V264H93L92 262H94ZM96 261H98V260H96ZM96 261H95V264H96ZM170 261L172 262V260H170ZM101 263L104 264L103 260H102Z\"/></svg>","mask_w":264,"mask_h":264},{"label":"crops","instance_id":"crops-1","mask_svg":"<svg viewBox=\"0 0 264 264\" xmlns=\"http://www.w3.org/2000/svg\"><path fill=\"white\" fill-rule=\"evenodd\" d=\"M141 66H144V62L139 64L134 57L125 56L106 64L104 74L109 85L128 89L134 104H154L162 95L155 91V85L151 86L149 80L152 78L147 77L149 73H143ZM48 188L49 198L45 200V209L56 245L70 247L85 242L88 239L86 221L89 218L86 199L81 195L76 196L74 187L66 180H51ZM163 191V200L178 201L179 186L164 184Z\"/></svg>","mask_w":264,"mask_h":264}]
</instances>
